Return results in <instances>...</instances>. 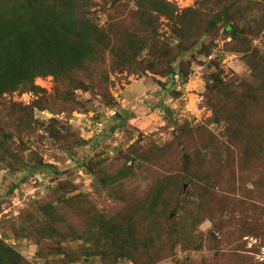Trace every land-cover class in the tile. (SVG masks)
<instances>
[{
  "label": "rangeland",
  "instance_id": "374dc122",
  "mask_svg": "<svg viewBox=\"0 0 264 264\" xmlns=\"http://www.w3.org/2000/svg\"><path fill=\"white\" fill-rule=\"evenodd\" d=\"M78 1L124 56L82 51L73 83L42 74L0 94V252L19 264H264V0L208 2L209 19L228 16L202 35L149 0ZM165 1L177 13L203 3ZM177 27L189 31L180 48ZM136 80L157 112L124 122Z\"/></svg>",
  "mask_w": 264,
  "mask_h": 264
},
{
  "label": "trees",
  "instance_id": "16d2710c",
  "mask_svg": "<svg viewBox=\"0 0 264 264\" xmlns=\"http://www.w3.org/2000/svg\"><path fill=\"white\" fill-rule=\"evenodd\" d=\"M149 2L160 4L159 10L164 9L160 13L165 16L201 29L200 35L207 34L228 16V10L222 8L221 13L208 18L204 8L213 0H203L200 9L187 8L182 13H177L165 0ZM77 6L78 0H0V94L32 89L34 79L42 74L54 76L59 83L64 80L73 83L70 75L80 65L78 56L82 51L111 49L118 56H124L122 45L116 49L111 47L107 31L95 27L87 12L79 11ZM228 23L226 26L230 27ZM174 32L179 39L176 47L180 48L189 31L177 27ZM166 75L186 77L182 69L170 65ZM50 211L53 213V208ZM20 260L16 252H0V264H19Z\"/></svg>",
  "mask_w": 264,
  "mask_h": 264
},
{
  "label": "crops",
  "instance_id": "0c3cea01",
  "mask_svg": "<svg viewBox=\"0 0 264 264\" xmlns=\"http://www.w3.org/2000/svg\"><path fill=\"white\" fill-rule=\"evenodd\" d=\"M194 78H196V77H194ZM195 81H196V79H195ZM165 88L166 89H164V88L162 89V94H161V92L159 94V97L161 99H163V97L166 95L169 97L168 90H171L170 85L167 84V86H165ZM148 89H150V88H148ZM155 89L156 88H153V93H154ZM144 90H145V87H144V85H142V83H140L139 80L131 82L130 84H128L124 88L123 96H122V99L124 100L123 107L130 109V111H132V113H133V115L130 114V116L124 117V122H125V118H126V120L128 119L129 122L137 121V119L140 118V116H138L137 114L140 113L141 111L151 112L150 114L157 112L156 109H154V111L153 110L151 111V107H153V106L152 105L150 106V103H149V105H148V103L147 104H141L140 103L139 97L142 94H144ZM192 95H194V94H192ZM150 96L153 97L152 95H150ZM169 100L176 101V102L178 101V99H174V98H170Z\"/></svg>",
  "mask_w": 264,
  "mask_h": 264
},
{
  "label": "water",
  "instance_id": "95a60500",
  "mask_svg": "<svg viewBox=\"0 0 264 264\" xmlns=\"http://www.w3.org/2000/svg\"><path fill=\"white\" fill-rule=\"evenodd\" d=\"M165 113H166L170 118H172V111H171L168 107L166 108Z\"/></svg>",
  "mask_w": 264,
  "mask_h": 264
},
{
  "label": "built area",
  "instance_id": "2783aa9c",
  "mask_svg": "<svg viewBox=\"0 0 264 264\" xmlns=\"http://www.w3.org/2000/svg\"><path fill=\"white\" fill-rule=\"evenodd\" d=\"M177 77H178V76H177V75H175V78H176V79H177Z\"/></svg>",
  "mask_w": 264,
  "mask_h": 264
}]
</instances>
